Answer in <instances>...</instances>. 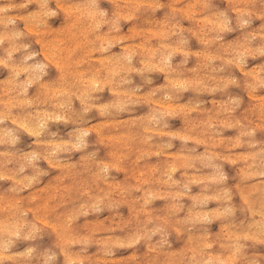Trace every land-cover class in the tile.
Returning <instances> with one entry per match:
<instances>
[{
    "label": "clouds",
    "instance_id": "clouds-1",
    "mask_svg": "<svg viewBox=\"0 0 264 264\" xmlns=\"http://www.w3.org/2000/svg\"><path fill=\"white\" fill-rule=\"evenodd\" d=\"M0 264H264V0H0Z\"/></svg>",
    "mask_w": 264,
    "mask_h": 264
}]
</instances>
